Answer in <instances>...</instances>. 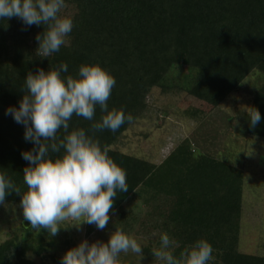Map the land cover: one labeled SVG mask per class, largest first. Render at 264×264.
<instances>
[{"label": "trees", "instance_id": "trees-1", "mask_svg": "<svg viewBox=\"0 0 264 264\" xmlns=\"http://www.w3.org/2000/svg\"><path fill=\"white\" fill-rule=\"evenodd\" d=\"M60 15L71 17L74 27L60 51L48 58L38 50L43 26L26 28L16 17L0 20V173L22 193L27 191L23 171L29 164L21 152L34 145L24 140V127L5 114L7 108L19 106L25 77L61 62L68 65L62 75L73 78L81 65H99L116 80L108 109H123L133 120L115 133L93 131L92 124L105 114L97 106L92 121L74 115L68 132L61 129L57 136L84 129L126 170L129 188L115 198L110 223L114 219V226L124 230L140 222L149 233L157 231V249L161 233H167L177 256L196 240L206 239L214 249L212 264H264V257L242 253L239 247L243 167L216 158L207 147L210 136L202 143L198 138L182 140L158 165L112 149L147 112L154 89L162 94L181 90L170 78L177 68L191 73L185 93L195 106L187 105L185 114L194 117H208L240 91L252 72L264 76V0H66ZM251 94L249 111L258 109L262 121L255 128L247 114L239 121L245 135L264 140V83ZM20 198L13 192L5 203L20 206ZM134 199L147 209L145 214L125 212V204ZM96 230L85 224L87 236ZM23 231L32 240L28 230ZM20 242L0 245V264H34ZM37 244L36 256L53 249L55 242H45L39 235ZM43 257L57 258L50 251Z\"/></svg>", "mask_w": 264, "mask_h": 264}, {"label": "clouds", "instance_id": "clouds-1", "mask_svg": "<svg viewBox=\"0 0 264 264\" xmlns=\"http://www.w3.org/2000/svg\"><path fill=\"white\" fill-rule=\"evenodd\" d=\"M66 0H0V20L19 18L23 25L43 26L37 37L41 57L48 58L60 51L72 32L73 19L61 16ZM47 26V31H45ZM68 65L61 62L47 72L38 70L24 80L22 99L18 107H9L5 114L24 127V140L34 145L21 152L29 166L23 171L26 192L7 175L0 173V207L7 195L21 196L24 219L32 229L46 230L55 237L62 224L94 225L104 230L109 212L118 193L128 191L126 170L118 166L99 141L84 129L68 132L69 121L75 115L92 121L96 108L105 113L92 124L93 131L117 132L133 116L123 109H108L115 78L99 65H81L75 78L64 76ZM250 127H257L262 117L258 109L247 113ZM59 154V155H54ZM67 226V227H68ZM174 241L161 233L160 246L151 253L161 264H212L214 249L206 239H198L184 248L179 256L171 251ZM142 245L123 229L111 233L108 241L81 240L61 257L60 264H119L121 253H133L143 258Z\"/></svg>", "mask_w": 264, "mask_h": 264}, {"label": "rangeland", "instance_id": "rangeland-1", "mask_svg": "<svg viewBox=\"0 0 264 264\" xmlns=\"http://www.w3.org/2000/svg\"><path fill=\"white\" fill-rule=\"evenodd\" d=\"M170 78L172 85L179 86L181 90L162 94L159 89H154L147 99V112L130 125L112 149L158 165L182 140L198 138L197 142L202 143L203 139L210 136L207 138L210 144L207 147L216 158L243 167L244 211L241 219L240 251L264 257V140L245 135L243 125L239 121L243 114L248 113L251 93L263 85L264 76L257 71L252 72L243 81L240 91L232 94L208 117L185 114L187 105L195 106L185 93V87L192 83L189 70L177 68L172 71ZM201 108L211 112L206 106ZM124 209L129 215L131 212L145 214L147 211L136 199L128 201ZM114 222L112 219L104 230H96L88 236L85 234V224L81 230L62 224L61 227L66 228L51 237L46 230L39 232L32 229L24 219L20 206L5 203V206L0 207V245L9 240L21 241L27 248V259L32 260L34 264H60L65 251L75 247L81 240L106 243L111 233L119 229L114 226ZM139 223L130 224V228H125L124 231L141 243L143 258L139 260V257L131 252L121 253L119 264H161L151 253L157 249L158 232L149 233V227L142 229ZM23 229L28 230L27 234L31 235L32 240L26 239ZM39 235L45 242L54 241L55 244L53 249L43 254L40 252L36 256L33 251L39 245ZM65 236L68 243L64 241ZM146 248L149 251H146ZM49 251L57 257L55 261L44 259L43 256Z\"/></svg>", "mask_w": 264, "mask_h": 264}]
</instances>
